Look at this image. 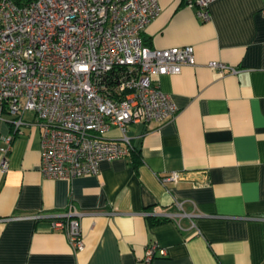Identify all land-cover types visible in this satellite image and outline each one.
Wrapping results in <instances>:
<instances>
[{
  "label": "crops",
  "instance_id": "obj_1",
  "mask_svg": "<svg viewBox=\"0 0 264 264\" xmlns=\"http://www.w3.org/2000/svg\"><path fill=\"white\" fill-rule=\"evenodd\" d=\"M159 4L145 44L194 49V65L153 76L176 116L129 125L128 154L71 178L42 174L39 129L24 126L0 170V264H264V0H212L207 19L182 0ZM171 171L188 177L162 182ZM176 201L194 216L150 223L154 210L178 212ZM67 211L78 214L81 250L52 226ZM150 244L164 255L145 261Z\"/></svg>",
  "mask_w": 264,
  "mask_h": 264
},
{
  "label": "built area",
  "instance_id": "obj_2",
  "mask_svg": "<svg viewBox=\"0 0 264 264\" xmlns=\"http://www.w3.org/2000/svg\"><path fill=\"white\" fill-rule=\"evenodd\" d=\"M211 1L185 4L207 19ZM159 11V0H0V117L9 115L11 126L0 136V170H6L13 139L27 125L39 129L40 171L55 179L95 174L99 161L128 154L129 125L173 120L177 107L153 76L194 65V49L144 43L142 32ZM209 65L236 71L221 61ZM112 126L120 130L117 139L104 135ZM187 177V171H171L160 180ZM175 204L178 212L148 214L179 225L194 216ZM77 217L53 214L52 226L65 229L72 247L81 250ZM164 253L150 244L143 259Z\"/></svg>",
  "mask_w": 264,
  "mask_h": 264
},
{
  "label": "trees",
  "instance_id": "obj_3",
  "mask_svg": "<svg viewBox=\"0 0 264 264\" xmlns=\"http://www.w3.org/2000/svg\"><path fill=\"white\" fill-rule=\"evenodd\" d=\"M182 2L185 4L186 0H182ZM62 219L66 221L67 218H62ZM166 219H168V218H166V217L149 216L150 223H156V222H160V221H163V220H166Z\"/></svg>",
  "mask_w": 264,
  "mask_h": 264
}]
</instances>
